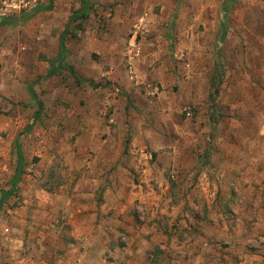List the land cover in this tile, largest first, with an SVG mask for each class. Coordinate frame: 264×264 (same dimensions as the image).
Returning a JSON list of instances; mask_svg holds the SVG:
<instances>
[{
	"label": "rangeland",
	"instance_id": "obj_1",
	"mask_svg": "<svg viewBox=\"0 0 264 264\" xmlns=\"http://www.w3.org/2000/svg\"><path fill=\"white\" fill-rule=\"evenodd\" d=\"M47 2L0 0V197L15 174V142L25 154L0 208V264H55L71 252L68 218L85 203L72 188L97 178L80 160L92 98L100 110L108 100L98 116L120 140L116 157L107 146L109 190L95 196L98 217L99 204L116 197L120 218L138 222L264 218V0H90L87 17L68 26L65 65L50 79L29 77L23 66L46 59L36 46L58 39L80 0H54L24 24L1 18ZM134 32L141 54L129 62ZM7 65L21 86L10 87L11 98ZM29 84L43 108L35 120Z\"/></svg>",
	"mask_w": 264,
	"mask_h": 264
},
{
	"label": "crops",
	"instance_id": "obj_2",
	"mask_svg": "<svg viewBox=\"0 0 264 264\" xmlns=\"http://www.w3.org/2000/svg\"><path fill=\"white\" fill-rule=\"evenodd\" d=\"M58 39L49 45L41 42L36 46L37 53H42L46 59L42 61L33 56L34 64L23 66L25 70H31L29 77L43 76L47 72L49 60L57 56ZM17 63L14 61L15 68L20 73L22 65L19 62L18 66ZM10 69L7 65L2 70L5 77L4 93L9 98L10 87L21 88L19 81L12 77ZM19 95L22 96L23 92ZM86 95L90 96L91 93L87 92ZM103 110L104 106L100 110L98 102L93 101V98L85 102V133L80 149L83 151V157L80 160L82 165L91 167L89 170L93 171L97 178L94 179L88 174L84 186L77 183L72 188L79 197H84L85 203L77 204L79 215L68 218V222L73 225L67 238L71 241L67 243L72 247L71 252H66L65 256L55 253V257L59 258L55 260L59 261L56 263L264 264V218H161V221L159 218H142L139 223L136 218H120L123 209L116 197L113 201L99 204V211L103 213L98 217L95 196L100 191L104 194L109 190L104 180L107 174L105 163L112 153L115 154L113 157L119 155L116 144L120 143L110 132V126L104 124L102 117L98 116V112L103 113ZM111 119L113 122V115ZM104 132L108 134L105 137ZM33 141H36V137ZM108 145L113 148L115 146L112 153L107 149ZM22 155L24 161L25 154L22 152ZM112 183L114 191L121 190L120 183ZM231 200L235 201L236 197ZM261 202L264 203V200ZM112 207L114 211L105 215L107 209ZM159 224L165 226V229L158 228ZM67 244L65 246H68ZM38 263L43 264V261Z\"/></svg>",
	"mask_w": 264,
	"mask_h": 264
},
{
	"label": "trees",
	"instance_id": "obj_3",
	"mask_svg": "<svg viewBox=\"0 0 264 264\" xmlns=\"http://www.w3.org/2000/svg\"><path fill=\"white\" fill-rule=\"evenodd\" d=\"M48 2L46 4H37V6H33L31 9L24 11L23 15H20L19 13L12 14L9 16H2L1 18V23H6V24H13V25H18V24H24L27 20H29L36 12L41 11V10H49L52 7L53 1L54 0H47ZM89 1L90 0H80V7L76 10H74L71 15L68 18V21L65 25L64 30L59 36L58 39V53L55 58L52 60H49V68L47 72L41 76L42 78H48L52 75H55L58 73V69L61 68V66H64L63 64V57H64V52L66 50L64 39L66 36V33L68 32V26L74 22L75 20L79 18H86L88 15V10H89ZM71 73L74 74V68L71 65H67ZM30 96L32 99H35L37 102V109L34 112V120L38 117L40 112L42 111V103L41 100L37 98L36 92L33 90L31 84L28 85L27 88ZM32 125V124H31ZM31 126H29L30 128ZM16 147V154H17V165L15 168V174L11 178V187L8 190H2L1 191V197H0V208L2 205V201L7 199L11 194L14 193L15 187L20 180V175L23 172L22 170V162H23V155L22 152L19 148L18 142L14 143Z\"/></svg>",
	"mask_w": 264,
	"mask_h": 264
},
{
	"label": "built area",
	"instance_id": "obj_4",
	"mask_svg": "<svg viewBox=\"0 0 264 264\" xmlns=\"http://www.w3.org/2000/svg\"><path fill=\"white\" fill-rule=\"evenodd\" d=\"M144 20L143 16H140L139 18H137L135 24L133 25L134 28H138V25H141L142 22ZM135 36H136V32H134L131 36V38L128 40L127 45H126V57L128 58V61L131 62L134 59H137L140 57L141 51H140V47L138 45V43L135 40ZM158 92V87L157 86H153L151 88V93H157ZM105 103V104H104ZM107 103L108 100H105L103 102V106H104V110L102 111L104 114L106 113V109H107ZM190 113L189 110H186V114L188 115ZM112 120V119H110Z\"/></svg>",
	"mask_w": 264,
	"mask_h": 264
}]
</instances>
